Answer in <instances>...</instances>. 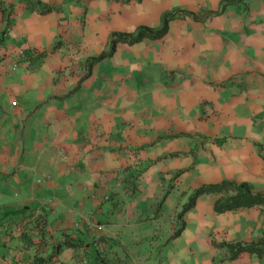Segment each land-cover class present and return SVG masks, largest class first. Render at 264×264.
<instances>
[{"label": "crops", "instance_id": "crops-1", "mask_svg": "<svg viewBox=\"0 0 264 264\" xmlns=\"http://www.w3.org/2000/svg\"><path fill=\"white\" fill-rule=\"evenodd\" d=\"M222 181L264 195V0H0V264H264L218 246L263 208L183 210Z\"/></svg>", "mask_w": 264, "mask_h": 264}, {"label": "trees", "instance_id": "trees-1", "mask_svg": "<svg viewBox=\"0 0 264 264\" xmlns=\"http://www.w3.org/2000/svg\"><path fill=\"white\" fill-rule=\"evenodd\" d=\"M176 15V13L165 14L162 18V25L157 31H152L146 27H140L134 36L128 34H113L110 38L108 52L102 53L98 58L110 55L114 51L117 43L132 44L140 41L143 38H160L166 32L167 22L173 19V17ZM214 193H230V195L221 197L214 202L213 211L215 213H224L227 211L251 208L255 206L264 209V195L254 192L247 183L222 181L218 184L202 185L195 189L190 195L188 202L184 205L183 210L193 207L197 197L200 195ZM218 246L228 252L230 259H234L240 253H249L258 258L264 257V245L261 243H220Z\"/></svg>", "mask_w": 264, "mask_h": 264}, {"label": "rangeland", "instance_id": "rangeland-1", "mask_svg": "<svg viewBox=\"0 0 264 264\" xmlns=\"http://www.w3.org/2000/svg\"><path fill=\"white\" fill-rule=\"evenodd\" d=\"M177 197H178V196H176V195H171L172 200H175ZM181 210H182V209H181Z\"/></svg>", "mask_w": 264, "mask_h": 264}]
</instances>
